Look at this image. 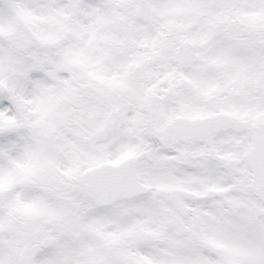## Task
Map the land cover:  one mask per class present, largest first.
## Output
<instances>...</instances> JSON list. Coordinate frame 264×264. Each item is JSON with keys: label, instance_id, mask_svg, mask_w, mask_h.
I'll return each instance as SVG.
<instances>
[{"label": "snow or ice", "instance_id": "6c2138e0", "mask_svg": "<svg viewBox=\"0 0 264 264\" xmlns=\"http://www.w3.org/2000/svg\"><path fill=\"white\" fill-rule=\"evenodd\" d=\"M0 264H264V0H0Z\"/></svg>", "mask_w": 264, "mask_h": 264}]
</instances>
